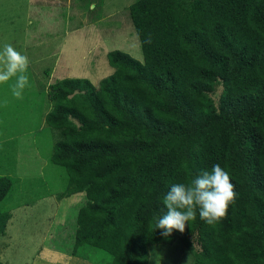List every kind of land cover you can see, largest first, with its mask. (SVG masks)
Masks as SVG:
<instances>
[{
  "label": "trees",
  "instance_id": "trees-1",
  "mask_svg": "<svg viewBox=\"0 0 264 264\" xmlns=\"http://www.w3.org/2000/svg\"><path fill=\"white\" fill-rule=\"evenodd\" d=\"M127 13L140 62L111 50L96 86L47 85L49 162L66 177L57 196L83 194L60 252L147 264L149 246L179 241L193 264H264V0H135ZM215 164L237 193L226 218L209 225L197 210L183 233L162 237L164 194ZM12 186L0 175V204Z\"/></svg>",
  "mask_w": 264,
  "mask_h": 264
},
{
  "label": "rangeland",
  "instance_id": "rangeland-1",
  "mask_svg": "<svg viewBox=\"0 0 264 264\" xmlns=\"http://www.w3.org/2000/svg\"><path fill=\"white\" fill-rule=\"evenodd\" d=\"M134 1L0 0V48L10 43L30 61V86L22 100L12 96L9 84H0V175L13 180L0 204L8 217L0 225V264H40L43 251L60 252L68 246L64 240L71 228L61 227L62 222L83 194L57 196L66 177L49 162L54 133L43 126L49 109L47 85L62 78H85L96 86L112 72L105 59L111 50L140 62L127 13ZM220 91L218 87L210 95L214 104ZM190 241L197 250L195 236ZM98 255L82 249L79 257H69L64 264H109ZM147 264H193V260L175 241L171 246H149Z\"/></svg>",
  "mask_w": 264,
  "mask_h": 264
},
{
  "label": "clouds",
  "instance_id": "clouds-1",
  "mask_svg": "<svg viewBox=\"0 0 264 264\" xmlns=\"http://www.w3.org/2000/svg\"><path fill=\"white\" fill-rule=\"evenodd\" d=\"M151 43L149 37L144 41ZM30 61L10 43L0 48V84H9L11 94L18 100L23 99L24 90L30 86ZM11 82V83H9ZM237 193L230 175L219 164L211 170H204L188 183H175L164 194L165 213L155 224L164 238L171 236L172 231H185L186 225L197 218L213 225L226 218L228 207L235 203Z\"/></svg>",
  "mask_w": 264,
  "mask_h": 264
},
{
  "label": "crops",
  "instance_id": "crops-1",
  "mask_svg": "<svg viewBox=\"0 0 264 264\" xmlns=\"http://www.w3.org/2000/svg\"><path fill=\"white\" fill-rule=\"evenodd\" d=\"M43 126L44 120H43ZM40 255V264H64L67 262V259L72 256H65L63 253L49 250L43 251ZM74 258V257H73Z\"/></svg>",
  "mask_w": 264,
  "mask_h": 264
}]
</instances>
